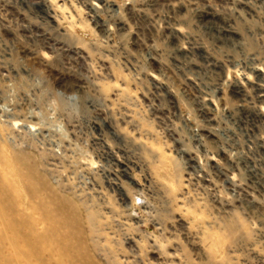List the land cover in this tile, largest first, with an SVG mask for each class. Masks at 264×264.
<instances>
[{
    "label": "rangeland",
    "instance_id": "1",
    "mask_svg": "<svg viewBox=\"0 0 264 264\" xmlns=\"http://www.w3.org/2000/svg\"><path fill=\"white\" fill-rule=\"evenodd\" d=\"M261 95L264 0H0V264H264Z\"/></svg>",
    "mask_w": 264,
    "mask_h": 264
},
{
    "label": "bare ground",
    "instance_id": "2",
    "mask_svg": "<svg viewBox=\"0 0 264 264\" xmlns=\"http://www.w3.org/2000/svg\"><path fill=\"white\" fill-rule=\"evenodd\" d=\"M90 9V8H89ZM92 11H93V9H91ZM94 12V11H93ZM94 15V14H93ZM95 17V16H94ZM202 19L203 20H205V19H207V14H205L204 16H202ZM95 21V20H94ZM96 21H97V23H100L99 22V20H98V18L96 17ZM95 23V22H94ZM101 26V25H100ZM262 93H263V91L262 90H260ZM259 98H261V99H264V95H261Z\"/></svg>",
    "mask_w": 264,
    "mask_h": 264
}]
</instances>
